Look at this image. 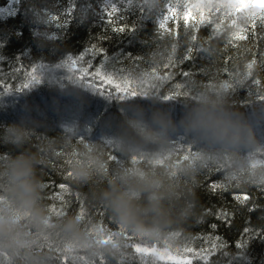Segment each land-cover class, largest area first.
I'll return each mask as SVG.
<instances>
[{
    "label": "clouds",
    "instance_id": "obj_1",
    "mask_svg": "<svg viewBox=\"0 0 264 264\" xmlns=\"http://www.w3.org/2000/svg\"><path fill=\"white\" fill-rule=\"evenodd\" d=\"M160 4L161 0H148L149 7ZM248 15L240 13L237 24L246 26ZM232 30L226 27V31ZM62 95L83 110L85 100L78 88L66 86ZM250 107L251 113L241 112L227 94L199 86L193 87L192 98L179 119L154 104L128 101L122 106L120 120L115 125L108 121L111 145L83 146L69 165L71 180L89 185L91 201L103 206L115 224L145 242L162 244L167 240L175 246L172 233H182L183 225L195 215L194 193L185 191V178H194L207 166L221 165L226 174H235L238 182L264 184V166L250 167L254 154L264 149L254 128V121L264 122V104ZM61 109L66 112L65 104L54 100L52 111ZM40 119L38 107L25 103L18 119L0 133L12 147V154L0 162V189L5 196L0 202V260L6 256V264H54L49 258L52 254L39 247L44 236L89 257L102 252L118 260L120 248L100 244L90 234L96 226L93 221L85 225L76 214L50 216L43 201L45 182L40 173L41 166L49 163L54 141L42 138L36 150L31 147ZM63 127L75 135L81 123L73 115L64 119ZM177 134L200 146L195 158L176 162ZM69 142L70 138L64 139L65 144ZM109 151L119 153V163L109 161ZM141 155L151 161L164 158L165 163L133 165L132 158Z\"/></svg>",
    "mask_w": 264,
    "mask_h": 264
},
{
    "label": "trees",
    "instance_id": "obj_2",
    "mask_svg": "<svg viewBox=\"0 0 264 264\" xmlns=\"http://www.w3.org/2000/svg\"><path fill=\"white\" fill-rule=\"evenodd\" d=\"M72 0H21L18 5H13L12 0H0V9L18 8L17 14L9 16L0 14V42L6 46L0 47V78L11 83L14 87L19 86L24 80L23 71L15 73L16 67L23 66L24 70H29L33 63L56 62L67 54L79 55L92 45L103 47L107 55L118 59L111 61L112 66L117 70L123 69L124 74L133 75L150 70L151 67H158V74H170V79L160 82V92L167 94L175 88L176 83H184L186 79L180 73L189 71L192 73L191 79L199 87L205 85L219 84L228 79L225 68L230 72L244 71L245 64L254 56L257 59V68L254 73L256 78L261 80V86L251 84V80L246 82L244 88L229 95L230 101L241 112L251 113L250 105H245V99L255 100L258 91H264V69L260 67V55L264 53V31L257 28L256 36L249 32V37L244 41H237L228 44L227 31L218 36L213 35V25H203L195 32L197 43L203 47H209L212 51L210 59L197 57L194 61H187L176 68H164L168 63L167 57L171 55V45L176 42L173 36L164 32L161 33L155 23L156 12L163 9L165 0H161L160 7L153 13V19L145 20L141 28L135 33L118 34L113 33L111 25L103 23L96 13L99 11L97 0H75V9L70 16L64 15L65 9ZM90 3V9L85 15L81 11V5ZM34 9L37 15H33ZM57 16L56 20H51V16ZM139 13L131 15L126 23L135 24ZM217 22H219L217 20ZM120 23H125L121 21ZM227 21L225 22V25ZM62 25V27H57ZM139 27V25H137ZM168 28L179 33L178 44L174 59L179 62L186 54L188 37L193 34L191 28L185 34L183 21L179 22V27L172 21L168 22ZM22 33V35H21ZM35 33H38L37 35ZM54 36V39L47 38ZM39 39H38V38ZM85 59H91L93 66L98 65L102 57L97 55L92 57L85 53ZM155 62V63H154ZM86 66V65H85ZM66 86H72L67 84ZM252 88V96L249 97L247 89ZM57 84L47 81L36 85L31 90L21 93L5 95L0 97V133L12 122L16 121L20 115L22 105L25 103L38 107L40 113V126L37 128L38 135L33 138L31 147L36 150L41 139L54 141V151L49 154V163L41 166V176L45 183L61 182L69 183L72 190L73 205L68 214H76L78 206L74 197L79 193L85 201L86 209L91 213L94 223H99L101 218L97 211L101 209L99 204H95L90 198L89 185H77L71 179L65 180L63 173L70 170L64 164L65 156H57L56 153H71L74 149L80 152L83 145L79 143L80 136H83L88 143H101L107 141L110 136L107 134L108 121L112 120L115 125L121 118L120 111L126 103L116 100H105L104 97L95 95L79 89L85 100L83 110L75 108L66 97L62 95V90ZM0 91L3 88L0 87ZM54 100H60L66 106V112L61 109L59 112L52 111ZM190 98L178 97L175 100H164L160 98H149L139 102L146 105L154 104L170 110L176 119L182 115L185 106ZM35 115V113H34ZM75 115L81 123L80 131L72 135L65 131L63 127L64 119L72 118ZM35 126L33 121H29ZM256 135L261 143H264V122L254 121ZM70 138V142L65 144L64 139ZM174 139L179 144H188L189 141L182 134H177ZM194 150H198L199 145H193ZM0 154H12L11 145L0 138ZM119 158V153H115ZM63 165V168H61ZM214 168V165H210ZM215 182H224L226 189H217L213 192L208 185ZM182 183L185 191L194 193L195 215L190 217L183 225L182 237L188 238L192 246L199 248L209 237H219L217 243H224L225 252L235 255L238 251L235 243L238 240L248 239L246 253L249 264H264V184H245L225 180V173H209L208 169H202L194 178H185ZM51 189H44L43 201L46 206L52 203L47 198ZM248 195L249 199L240 203L233 199V195ZM254 208V211L249 209ZM207 209L212 213L208 214ZM221 211L228 217L230 223H225L222 219H217L216 213ZM103 221L110 228L115 226L110 223L108 217ZM212 224L217 227L213 229ZM249 228L251 231L243 234V230ZM182 240H177V245ZM229 257L220 253L211 257L212 264H228ZM54 264H58L54 261Z\"/></svg>",
    "mask_w": 264,
    "mask_h": 264
},
{
    "label": "snow or ice",
    "instance_id": "obj_3",
    "mask_svg": "<svg viewBox=\"0 0 264 264\" xmlns=\"http://www.w3.org/2000/svg\"><path fill=\"white\" fill-rule=\"evenodd\" d=\"M21 0H12L13 5H18ZM99 11L96 13L98 18L108 25H111L112 32L118 34L133 33L135 34L142 26L143 21L153 19L152 13L158 9L149 7L148 0H97ZM76 5L75 0L69 4L65 9L64 15L70 16L74 11ZM92 9L90 3L81 5V11L86 15ZM19 11L18 8L0 9V14H7L14 16ZM32 11L33 15H37L34 9L25 11ZM248 12V23L246 26H239L237 18L240 13ZM139 13L138 20L135 24L128 25L126 21L131 15ZM57 16H51V20H56ZM155 23L161 33H168L173 36L174 42L171 45V55L167 57L168 63L164 64V68H176L183 65L187 61H194L197 57L210 59L212 51L209 47H203L197 43V35L195 32L203 25H213V35L218 36L226 31L227 28H233L228 33V44H233L237 41L247 40L249 32L256 36L257 28L259 26L261 31H264V0H165L163 9L156 12L154 16ZM183 21L185 26V34L189 28L193 30V34L188 37V46L186 54L177 62L174 59L176 52L179 33L168 28V22L172 21L179 27V22ZM217 20L219 22H217ZM125 21V23H120ZM227 24L225 25V22ZM139 25V27L137 26ZM62 27V25H57ZM36 35L38 33H35ZM22 35V33H21ZM49 39H54V36H47ZM6 46L4 42H0V47ZM85 53L92 57L97 55L102 57L101 62L93 66L91 59H85ZM118 58H110L103 47L92 45L87 48L85 52L79 55L67 54L56 62H39L33 63L29 70H24L23 66L16 67L13 70L15 73L23 71L24 80L19 86L14 87L11 83H7L5 79L0 78V97L5 95H12L14 93H21L25 90H31L36 85L47 81L51 84H57L61 88L66 87V83L75 86L78 89H83L86 92H91L95 95L104 97L105 100L116 101H141L149 98H160L164 100H175L178 97L192 98V89L197 86L195 81L191 79L192 73L189 71H182V75L186 79L184 83H176L175 88L167 93L160 92V82L170 79V74L159 75L158 67L153 66L150 70L133 75L132 73L124 74L123 69L117 70L112 66L111 61ZM3 60V56H0ZM155 63V62H154ZM86 65V66H85ZM260 67L264 69V53L260 55ZM257 68V59L255 56L245 64L244 71L230 72L225 68V73L228 79L221 83H209L204 87L214 88L228 96L237 92V90L244 88L246 82L251 80V84L261 86V80L256 78L254 73ZM249 97L252 96V88L247 89ZM264 104V91H258L255 95V100L245 99V105ZM79 143L83 146H89V143L83 136H80ZM106 146L111 145V141L104 142ZM57 156H65L64 164L70 165L72 159L78 158L80 152L75 149L71 153L58 152ZM176 162L181 160H188L195 158L197 151L194 150L192 144L176 143ZM8 156L0 154V162L5 161ZM108 159L111 163H119L120 158L113 151H109ZM133 165L149 164L152 166H163L165 159L158 161H151L146 156L141 155L133 157L131 160ZM257 166H264V149L254 154L251 168ZM63 168V165H61ZM209 173H225V180L231 182L236 180L235 174L228 175L223 166L215 165L214 168L207 166ZM64 179H71L70 171L63 173ZM208 187L215 192L217 189H226L227 185L224 182L213 181ZM51 189L47 198L52 201L47 206V210L51 217H61L68 214L73 205L72 190L69 183L61 182L56 184L54 181L45 183V189ZM233 199L244 203L249 199L248 195L234 194ZM5 200L3 190L0 189V202ZM75 203L78 206L76 215L85 223L90 224L93 219L91 213L85 207V201L79 193L75 194ZM254 208L249 211H254ZM208 214L212 213L211 209H207ZM97 215L101 218L99 223L90 230V234L98 238L100 244H110L114 248H120V258L118 260L106 256L104 253H98L95 256H87L77 252L70 246L61 247L55 239L48 236L42 237V243L39 247L42 250L49 251L52 255L49 257L58 264H212L211 257L220 253L223 256L229 257L228 264H249L246 248L249 240L242 239L235 243V247L240 250L235 255H231L224 251L226 245L224 243H217L219 237H209L204 241V244L199 248L192 246L188 238L182 237V233H172V239L182 240L179 245H171L169 241L165 240L160 243H148L136 234L129 232L120 225L115 224L109 217L107 210L101 206L97 211ZM108 217L110 223L115 226L116 230L110 228L104 223L103 218ZM217 219L224 220L225 223H230L228 217L223 212L216 213ZM211 227L215 229L216 224ZM251 230L245 228L243 234L247 235ZM7 257L0 260V264H6ZM218 264V262H216Z\"/></svg>",
    "mask_w": 264,
    "mask_h": 264
}]
</instances>
